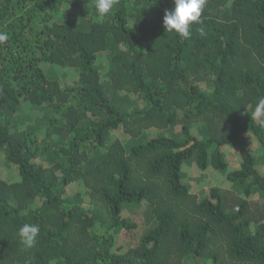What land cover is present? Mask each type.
I'll return each mask as SVG.
<instances>
[{"label":"trees","instance_id":"16d2710c","mask_svg":"<svg viewBox=\"0 0 264 264\" xmlns=\"http://www.w3.org/2000/svg\"><path fill=\"white\" fill-rule=\"evenodd\" d=\"M173 7L0 0V150L19 175L0 173V264H264V0H207L188 39L165 31ZM144 207L155 224L124 243Z\"/></svg>","mask_w":264,"mask_h":264},{"label":"clouds","instance_id":"9594fccd","mask_svg":"<svg viewBox=\"0 0 264 264\" xmlns=\"http://www.w3.org/2000/svg\"><path fill=\"white\" fill-rule=\"evenodd\" d=\"M118 0H94V7L98 18L101 20L109 14ZM174 7L171 10H165L163 25L166 32H175L181 37L188 39L191 35V27L194 23H201V16L207 4V0H173ZM201 35L204 34L203 28L199 29ZM8 34L0 31V42L8 40ZM252 118L258 119L261 126H264V98H261L254 111ZM40 228L37 224H23L18 235L25 249H31L37 244V237Z\"/></svg>","mask_w":264,"mask_h":264},{"label":"rangeland","instance_id":"374dc122","mask_svg":"<svg viewBox=\"0 0 264 264\" xmlns=\"http://www.w3.org/2000/svg\"><path fill=\"white\" fill-rule=\"evenodd\" d=\"M60 73L62 74V72H68L65 69H60L59 70ZM72 75L75 76V72L71 71ZM70 78V76H69ZM26 118L28 119L29 114L27 112L24 113ZM24 116V117H25ZM28 116V117H27ZM28 123V121H27ZM234 149V148H233ZM232 152H229V154ZM0 173L3 176H6V178L8 179H16L18 178V174H17V169L16 167L12 166V172L10 171L11 165L8 164V162L5 161V157L4 154H2V151L0 150ZM187 171V175L189 176L188 180L190 182V184L192 185V188L197 191V194L200 196H203L204 194H206L208 192V189L210 186H208L206 183L204 184H200L199 181H195V174L199 175V170L196 168L195 164H192L190 166L187 167L186 169ZM206 184V185H205ZM71 191H76L79 189V186L74 184L73 186H71L69 188ZM126 216H130L131 219L133 220V222H136V224H138L135 229L133 231H131L128 234V231L126 232L125 230L122 231V236L126 239L124 241V243H138L141 237V234L145 233L148 229H150L155 223L153 222V220H151V218L148 216L149 215V210L148 208H142L141 210L139 209H132L131 211L128 210V212L125 214Z\"/></svg>","mask_w":264,"mask_h":264}]
</instances>
